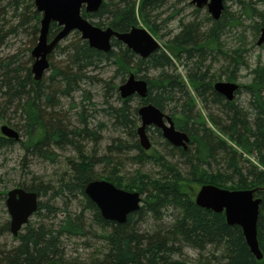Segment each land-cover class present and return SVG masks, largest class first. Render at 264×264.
<instances>
[{"label":"trees","instance_id":"obj_1","mask_svg":"<svg viewBox=\"0 0 264 264\" xmlns=\"http://www.w3.org/2000/svg\"><path fill=\"white\" fill-rule=\"evenodd\" d=\"M4 1L0 0V121L15 127L25 140L7 138L0 132V150L20 143L24 166L41 159L59 164L62 169L53 182L34 176L30 181L15 184L36 191L40 197L49 195L50 200L39 201L34 214L38 219L30 220L13 237L16 244L0 245V264H264V256L257 259L239 225L229 224L224 212L202 208L195 201L204 184L254 190L255 196L262 198L258 240L264 254V64L252 68L251 81L240 85L238 94L243 89L250 96L247 107L239 105L236 99L227 100L214 89V83L223 79L224 69L229 71L226 80L236 81V75L248 68L245 45L230 51L222 36L249 22L253 37H258L264 27V12L256 1L227 0L218 20L209 12L202 19L201 9L196 8V16L182 20L179 31L147 58L138 56L117 39H113L111 51H100L75 31L50 55L51 67L40 80L32 72L31 51L39 38L42 14L33 0L26 7L24 0ZM171 1L103 0L97 12L84 16L97 26H111L120 32L143 24L158 36L159 24L153 18ZM230 1L236 10H232L234 5H228ZM7 7L13 9V14H8ZM179 12L178 9L169 18ZM59 30V25L52 23L50 36ZM21 31L31 37V45L4 54L8 38ZM221 61L224 68L220 72L216 66ZM108 64L116 66V74L101 77L100 71ZM180 67L185 68V75ZM132 72L148 81L149 94L147 98H119V105L106 101L107 107L102 110L115 130L129 140L122 135L115 137L105 147V153L98 156L108 121L93 123L91 118L100 109L86 85L103 83L109 99ZM77 92H81L82 101L76 99ZM134 100L135 106L131 104ZM149 102L168 112L176 127L189 134L188 150L167 140L164 145L172 153L164 154L156 147L147 151L141 146L137 138L138 106ZM152 129L162 137L160 129L149 127V131ZM90 142L92 153L88 151ZM132 149L138 152L134 159L152 162L161 168L162 175L151 177L142 171L132 178L123 175L120 155ZM65 151L72 155H64ZM168 155L178 156L188 168L187 173ZM98 164L111 167L110 172L97 171ZM213 164L215 170L210 169ZM95 179L139 191L144 196L141 207L123 224L103 218L85 193L86 185ZM7 192L0 191L3 204ZM75 204L82 209L73 210ZM86 211L95 215L105 250L88 259L68 256L66 239L85 238L91 232ZM149 216L154 227L142 229ZM8 231L7 218L0 221V235ZM185 247L197 251L194 261L186 258Z\"/></svg>","mask_w":264,"mask_h":264},{"label":"water","instance_id":"obj_2","mask_svg":"<svg viewBox=\"0 0 264 264\" xmlns=\"http://www.w3.org/2000/svg\"><path fill=\"white\" fill-rule=\"evenodd\" d=\"M197 8L207 7L210 15L218 20L225 9V0H191ZM37 11L42 14L41 29L37 44L31 55L34 58L32 72L36 80L42 79L51 67L50 55L72 32L78 31L82 39L90 46L103 52L112 50L113 39L124 43L129 49L142 58L149 57L162 48L161 43L144 27L133 26L129 31L120 32L108 27L93 24L83 14L97 12L103 0H34ZM52 23L59 25L60 30L52 37L49 31ZM258 45L264 44V27L261 28ZM148 81L131 73L119 85L122 98L133 95L146 98L149 94ZM216 92L227 100H233L239 85L233 81H217ZM141 124L137 129L140 144L150 149L152 143L147 134V127L154 126L161 130L162 136L173 146L188 150L191 138L186 131L176 127L172 116L155 106L153 103L141 105L138 109ZM1 131L4 136L20 139V132L9 124H3ZM86 195L97 205L101 216L107 220L123 224L130 214L139 210L142 195L139 191H129L117 187L105 179L90 181L85 187ZM40 197L36 191L23 187H13L7 192L6 207L10 215V230L14 236L19 235L23 227L37 212ZM198 206L215 212H224L231 225H239L244 233L247 244L257 259L264 254L258 240V219L262 198L256 197L254 190H230L213 184L202 185L196 193Z\"/></svg>","mask_w":264,"mask_h":264},{"label":"rangeland","instance_id":"obj_3","mask_svg":"<svg viewBox=\"0 0 264 264\" xmlns=\"http://www.w3.org/2000/svg\"><path fill=\"white\" fill-rule=\"evenodd\" d=\"M30 0H24L25 4L23 7H26L29 5ZM177 1V2H176ZM258 7L264 12V0H255ZM8 0H5L4 3H7ZM34 2V0H33ZM176 3V6H172L171 3ZM170 4L166 5L163 9H161L159 12H156L157 15L154 16V21L156 24H159V35L154 37L161 43L164 44L165 41H167L170 37H172L173 34L177 33L179 31V24L183 21H188L190 19H193L196 16L195 9L197 8L195 4L191 2V0H173ZM228 5H234L233 2H228ZM179 9V14L170 19L169 16L172 15L175 11ZM8 14H13V9L10 7H7ZM232 10H236V6L234 5V8ZM208 12L207 8L201 9L199 12V16L203 19ZM210 14V13H209ZM94 21H97V19H92ZM247 22L244 26H240L238 28L229 29L227 32H225L222 36V41L225 45V47L232 51L234 48H236L239 45H245L247 48L246 52V59L248 61V68L242 69L238 75H236V81L239 85H245L251 81L252 75H251V69L254 68L259 63L264 64V44L258 45L257 41L259 39V36L257 38H254L251 29L248 27ZM141 27H145V25L141 24ZM173 33V34H172ZM74 35L71 34V37ZM31 37H26L25 33L21 31L19 34L15 36H11L8 38L6 44L3 47L4 54H12L17 52L20 49L28 48L31 44H29ZM244 40V41H243ZM218 71H222L223 67V61L218 62L217 66ZM182 75H185V68L180 67L179 68ZM228 70L224 69L223 72V80H226L227 73H229ZM100 76L104 78H109L110 76H114L116 74V66L113 64L106 65L101 71ZM98 73V72H95ZM47 74V73H46ZM88 89L92 91L94 94V101L97 103V108L100 109L98 113H96L95 118H91L93 123L96 124L99 120L100 121H108V127L103 131V139L101 140V144H99L100 150L98 151V156L103 155L105 153V147L112 143V140L124 134L121 133L118 130H115L113 126V122L110 119L109 116L104 112L102 109H105L107 107L106 101L109 100L110 103H113L115 105L121 104V100L119 98L120 94L119 91L115 93L113 96H111L109 99H106L105 95V89L103 87V83H94L86 85ZM81 92H77L75 94L76 99L78 101H82ZM249 94L244 91L243 89L239 94H237L236 101L239 105L247 107L248 101H249ZM66 103H68V100H66ZM131 104L135 106L137 104V101H131ZM68 106V104L66 105ZM207 111V110H206ZM204 111L205 113H207ZM6 123V122H5ZM0 121V129L3 124H5ZM8 124V123H7ZM141 124V120L138 123V126ZM10 125V124H9ZM12 126V125H11ZM120 132V133H119ZM149 139L152 143L151 148L156 147L159 151H161L164 154L172 153L169 148L164 145V137L159 136L153 129L148 131ZM129 140L128 136L125 137ZM139 138V135L137 136ZM21 142L25 140L23 136H21ZM130 142H132L130 140ZM93 146V142H90L88 145V151L89 153H92L91 149ZM148 149L147 151L151 150ZM137 151L132 149L128 150L127 153H123L120 155V161L122 163V174L125 175L127 178H132L137 171H142L144 173L149 174L151 177H160L162 175V170L159 166L153 164L152 162L145 161V162H138L134 157L137 156ZM24 154V150L21 148L20 143L16 144L12 148L8 149H2L0 150V191L4 189H11L13 187H16L15 184L18 183L20 180H27L30 181L34 176L37 178H41L45 181L51 180L56 181L59 173L61 172V166L59 164H50L47 161H43L41 159H36L31 163L30 165L26 164L24 166L22 164V157ZM72 155V152H64V155L69 156ZM35 159V158H34ZM168 159L171 160L174 163H177L180 169L186 174L187 173V167L186 165L181 162L178 158V156H171L168 155ZM254 159V158H253ZM220 166H223L222 164ZM211 170L216 169V165L213 164L210 168ZM96 170L103 172L105 174H108L111 170V167L105 166L104 164H98L96 166ZM144 197V196H143ZM42 201H49V195H44L40 197ZM5 204V206H4ZM0 199V221H3L4 219H10V215L8 213L6 203ZM62 205V204H60ZM75 211H80L82 209V206L77 207V204H75L72 208ZM61 214H59V217H61ZM148 221L145 223H142L141 228L142 229H152L154 227V220L152 217H147ZM38 218L33 216L32 221H36ZM86 219L87 223L89 225V229L91 232H89L88 236L85 238H69L65 241V248L68 256L73 257H79L82 259H88L91 255L96 253L99 250H105L106 244L103 238L100 236L102 235V230L100 229L98 223L96 222L95 215L93 211H86ZM167 219H169L167 217ZM167 221V220H164ZM15 237L11 230L6 232L3 235H0V245H14L17 243V241L13 238ZM185 253L186 258L189 259V261H194L197 258V251L185 247Z\"/></svg>","mask_w":264,"mask_h":264},{"label":"flooded vegetation","instance_id":"obj_4","mask_svg":"<svg viewBox=\"0 0 264 264\" xmlns=\"http://www.w3.org/2000/svg\"><path fill=\"white\" fill-rule=\"evenodd\" d=\"M226 1H227V0H226ZM226 1H225V2H226ZM225 5H226V4H225ZM206 8H207V7H206ZM207 10H208V9H207ZM84 14H93V13H85V12H84ZM84 14H83V15H84ZM260 32H261V30H260ZM258 36H260V34H259ZM257 42H258V41H257ZM123 44H124V43H123ZM124 45H125V44H124ZM138 56H139V55H138ZM132 73H133V72H132ZM130 74H131V73H130ZM130 74H129V75H130ZM134 74H135V73H134ZM135 75H136V74H135ZM136 76H137V75H136ZM220 81H228V80H223V79H222V80H220ZM214 84H215V83H214ZM214 89H215V88H214ZM239 89H240V87H239ZM239 89L237 90V92H236V96H235L234 99H236ZM118 91H119V89H118ZM119 94H120V92H119ZM133 96H137V97H139L138 95H133ZM120 97H121V95H120ZM139 98H141V97H139ZM146 98H147V97H146ZM121 99H124V98L121 97ZM126 99H128V98H126ZM234 99H233V100H234ZM144 104H148V103H142V104H140V105L138 106V109H139V107H140L141 105H144ZM165 112H166V111H165ZM167 113H168V112H167ZM138 115H139V113H138ZM149 127H151V126H148V127H147V132L149 131ZM155 128H156V127H155Z\"/></svg>","mask_w":264,"mask_h":264}]
</instances>
